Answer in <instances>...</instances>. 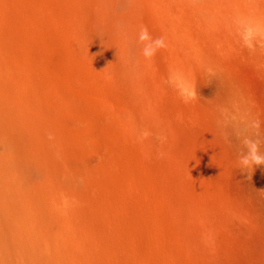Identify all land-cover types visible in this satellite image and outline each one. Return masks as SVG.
<instances>
[{
    "label": "rangeland",
    "instance_id": "obj_1",
    "mask_svg": "<svg viewBox=\"0 0 264 264\" xmlns=\"http://www.w3.org/2000/svg\"><path fill=\"white\" fill-rule=\"evenodd\" d=\"M146 1L143 28L168 30L192 54L178 62L181 68L189 66L182 71L196 89L188 103L168 83L169 90L155 85L159 76L154 59L166 64L168 49H158L151 60H143L138 42L136 47L123 44L126 51L108 50L109 30L114 36L123 30L103 21L108 1L0 0L2 57L30 66L80 98L67 101L71 108L62 109L64 119H45L25 109L38 120L36 126L25 124L33 131L26 134L25 144L31 148L41 142L39 131L44 130L84 152L105 184L129 187V195L121 190V206L130 212L122 218L143 221L144 232L161 229L167 244L179 250L182 264H264V165L240 163L247 153L245 139L258 141L264 155V0ZM27 8L39 12V18ZM66 10L72 15L66 16ZM241 20L259 25L251 47L243 38ZM45 82L39 84L44 87ZM46 94L59 97L55 87H47ZM144 104L160 112L152 107L153 114L146 117ZM132 112L147 123L137 135L120 120ZM18 132L16 120L0 113V264H50L55 258L16 252L27 244L42 245L36 220L10 208L20 205L24 213L32 204L25 197L31 183L11 159L18 149L6 139ZM71 173L89 183L82 165ZM14 184L17 199L9 194ZM15 218L19 241L12 240L8 227ZM203 231L213 233L215 247ZM142 253L151 255L149 250ZM82 261L99 264L97 256Z\"/></svg>",
    "mask_w": 264,
    "mask_h": 264
},
{
    "label": "bare ground",
    "instance_id": "obj_2",
    "mask_svg": "<svg viewBox=\"0 0 264 264\" xmlns=\"http://www.w3.org/2000/svg\"><path fill=\"white\" fill-rule=\"evenodd\" d=\"M77 1L82 3V0ZM106 1L108 3H106L104 17H102L103 21L111 27L119 25L123 29L119 36L110 34L111 31L108 29V50L111 52L125 50L127 47L124 48L123 44L128 45V43L135 44V47L138 46L136 45L137 37L141 29H144L143 24H145L141 12L147 1ZM247 1L252 2L253 0ZM31 8H27L28 14L36 13L35 16L37 15L39 18L37 14L39 12L34 13L35 10ZM66 11V16L72 15L71 11ZM147 32L152 39L163 38L167 47L165 49L170 52L166 64H160V57L155 58L153 63L159 76V78L156 77L157 81L154 80V84L156 81L157 88L167 89L169 69L175 67L182 70L187 67L181 68L178 62H181V56L187 57L192 54L168 30L160 32L155 29L147 30ZM138 49L140 50L139 47ZM2 51L0 47V95L4 96V100L0 99V113L13 117L19 126L18 134L7 136L6 139L11 148L18 149L11 156V159L16 162L15 170L31 183L28 186L29 190L25 193L28 202L32 203L26 207L29 210L23 213L25 208L20 205H13L10 208L14 214L21 212L26 220L34 222L36 220L39 237L42 241V245L27 244L16 252L42 254L44 257H48V259L45 258L47 260L49 257L55 258L54 261L55 263L57 261L58 264H84L82 258L85 256H97L99 264H182L177 253L179 250L176 251L167 244L168 235L161 229H150L148 232H144L143 221L135 220L136 222L128 223L122 218L123 214L130 215V212L121 206V194L124 192L129 195V187L121 184L116 187L105 184L102 172L90 168L89 160L84 152H76L71 146L64 143L59 135H48L44 130L39 131V134L44 135L41 142L34 143L31 148L25 144L26 134L33 133L32 130L25 128V124L36 126L38 123V120L26 113L25 109L40 113L45 119L52 117L64 119L62 109L71 108L67 101L73 103L80 98L76 93L66 91L58 81H53L47 76L37 73L30 66L23 65L18 61L5 60L2 57ZM155 55L157 54L155 53ZM203 56L206 58V55L199 56L202 62L205 60ZM165 58L167 59V57ZM185 60L183 58V65H186L187 61ZM40 81H46L44 87L39 84ZM47 87H55L59 91V97L47 95ZM145 106L146 108H142L144 111L142 112L143 114L146 112V117H148L155 106L153 107L151 104ZM154 109L158 110V108ZM158 112L160 111L158 110ZM137 114V112H132L129 116L120 118L125 129L133 134L139 130L142 131L141 129L145 126L147 127V123ZM81 165L82 169L88 172L89 183L82 184L71 173L73 167ZM36 177L44 178V180L39 181ZM17 188L18 184H14L9 190V194L16 199L19 194ZM65 200L68 202L67 206H65ZM108 205L112 209L109 210ZM101 221L106 222L107 227ZM8 227L13 229L12 240L19 241L17 218L11 222L8 221ZM212 234L208 231L204 233L208 244L214 242ZM214 244H212V248L217 245ZM144 250L151 251V255H144L142 253Z\"/></svg>",
    "mask_w": 264,
    "mask_h": 264
},
{
    "label": "clouds",
    "instance_id": "obj_3",
    "mask_svg": "<svg viewBox=\"0 0 264 264\" xmlns=\"http://www.w3.org/2000/svg\"><path fill=\"white\" fill-rule=\"evenodd\" d=\"M239 23L243 29L242 35L245 42L251 47V40L260 33L259 25L250 20H241ZM137 42L141 45V55L145 60H151L158 49L166 47L163 38L152 39L146 29H141L137 37ZM167 83L177 91L185 103H188L196 97L194 83L179 68L171 67L169 69ZM253 127H259L258 123H254ZM244 144L247 153L241 157V165L245 167L249 165H264V155L260 154L258 141L245 139ZM64 203L67 206V200Z\"/></svg>",
    "mask_w": 264,
    "mask_h": 264
}]
</instances>
